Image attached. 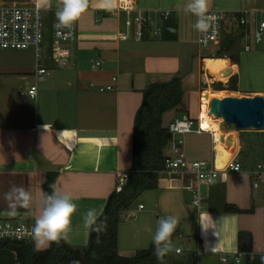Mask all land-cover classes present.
Listing matches in <instances>:
<instances>
[{
    "label": "crops",
    "instance_id": "obj_1",
    "mask_svg": "<svg viewBox=\"0 0 264 264\" xmlns=\"http://www.w3.org/2000/svg\"><path fill=\"white\" fill-rule=\"evenodd\" d=\"M32 1L45 9L49 21L53 9L62 6L61 0L0 3L23 5ZM135 2L148 10H172L171 18L177 24L176 39L165 40L161 34L142 40H121L119 33L133 13L112 15L118 0H89V7L79 16L78 38L68 66L61 67L53 61L50 47L45 48L41 59L32 50L0 48L1 217L16 218L33 226L35 203L30 209L18 207L17 214L9 216L4 194L15 185L24 187L34 200L41 199L46 181L55 175L57 189L70 193L79 205L67 243L86 247L90 232L82 226L81 212L95 208L100 215L108 196L126 182L125 175L133 168L135 116L143 91L150 84L169 81L175 75L182 78L184 94L179 106L163 115V125L168 126L184 112L197 118L204 92L229 90L212 86L214 73L206 61L217 56L202 53L197 42L199 32L193 27L196 17L184 11L188 0ZM212 9L225 10L228 20L235 19L240 33L234 47L218 56L219 68L236 65L235 69L231 67L232 77L237 75L238 62L232 61L230 55L238 54L247 44L252 50L254 43L251 26L240 25L235 14L262 19L264 0H209L208 10ZM39 65L46 67L47 72L38 74ZM34 84L37 95L31 98L28 90ZM234 91L239 96L264 94V89L241 91L237 87ZM212 96L218 95L211 94L210 99ZM195 99L197 111L190 106ZM218 131L220 144L213 141L210 131L194 130L182 135L187 159L206 160L210 166L222 169L238 158L245 168L221 171L215 182H203L198 204L189 189L195 183L194 173L161 171L158 187L144 191L133 206L134 213L119 223L120 254L131 256L148 247L160 217L173 215L179 221L176 230L181 245L173 243L172 251L181 247L176 256L183 260L192 253L197 264H224L223 255L240 254V262L230 264H245L247 254L238 251L241 230L252 234L250 257L264 258V177L254 186L249 173L261 160L251 164L250 157L240 155L244 147L241 132L228 128ZM177 139L175 136L174 140ZM173 143L167 146L166 154L171 153ZM227 205L243 211H227ZM200 215H210L205 227L200 223Z\"/></svg>",
    "mask_w": 264,
    "mask_h": 264
},
{
    "label": "trees",
    "instance_id": "obj_2",
    "mask_svg": "<svg viewBox=\"0 0 264 264\" xmlns=\"http://www.w3.org/2000/svg\"><path fill=\"white\" fill-rule=\"evenodd\" d=\"M239 17V13L235 14V18ZM239 35V30L230 31L221 41L216 54L208 56H222L234 47ZM162 37L165 40L176 39L177 24L174 19L165 21ZM230 56L232 61H236L238 54ZM237 81L234 75L229 80V87H224L223 83L219 82L216 88L237 90ZM183 94L182 78L178 75L166 82L152 83L143 91V100L135 116L133 168L126 173V182L108 196L99 215L101 220L106 221V231L99 234V242L97 233L90 232L88 245L84 248L73 247L61 241L59 244L53 243L45 250L36 251L33 241L6 240L0 245V264H71L72 261H78L79 264H197L192 253L183 260L172 250L162 260H158L152 241L148 247L138 249L131 256L120 254L118 249L119 223L128 214L132 215L133 206L144 191L159 185L160 172L165 167L166 148L172 141L168 126L163 125V115L179 106ZM241 137L245 145L240 155L250 157L251 153H254L252 151L264 147V131L242 132ZM54 180L55 175L49 176L44 186L45 193H51L50 185ZM225 210L243 211L234 205H227ZM178 236L179 232L175 230L171 246ZM238 251L247 254L245 264H264L263 256L249 255L253 251V237L250 231H239Z\"/></svg>",
    "mask_w": 264,
    "mask_h": 264
},
{
    "label": "built area",
    "instance_id": "obj_3",
    "mask_svg": "<svg viewBox=\"0 0 264 264\" xmlns=\"http://www.w3.org/2000/svg\"><path fill=\"white\" fill-rule=\"evenodd\" d=\"M52 11V19L48 20L46 11L39 5L37 1H32L29 4H6L0 3V48L1 49H31L35 51L37 58L43 57V51L46 47L51 49V57L53 61L61 67L68 66L73 60L74 51L73 44L78 38L79 32V17L72 24L71 28L60 26L56 10ZM119 12H132L133 15L125 22V27L119 33V39L128 40L136 37L138 40L144 39L146 36H159L163 32V23L172 17V10H148L140 7L135 0H118V5L111 11L112 15ZM209 14L216 17L213 27L207 33L198 34L197 42L201 48L208 47L216 43L222 36L224 25L227 20V13L222 9L208 10ZM154 13L155 15H152ZM159 15L157 19L155 16ZM239 24L250 27L253 41L259 45L264 40V18L251 19L247 15H240L238 18ZM246 51L251 50L250 45H245ZM97 65L100 62L96 63ZM227 69V67H226ZM36 72L43 74L47 72V68L38 66ZM209 75V74H206ZM209 77V76H207ZM209 81V79H206ZM107 88H111L110 85ZM101 89H104L102 87ZM28 94L31 98L37 95V85H32ZM203 98V97H202ZM209 106V104H208ZM209 109V108H208ZM208 114L209 111H208ZM203 119V104H200L198 117H192L184 112L175 117L168 124L169 131L172 134L174 141L171 153L167 154L165 159V167L163 171L167 172H192L195 175V183L189 186L193 193L194 202L198 204L201 200V184L203 182L211 184L215 182L221 171H242L244 163L234 158L228 162L222 169H217L210 166L206 160L190 161L185 156L182 147L181 136L194 130L210 131L215 143L221 142V137L217 130L205 128L202 124ZM175 136L178 137L177 140ZM253 185L258 186L259 181L264 177V161L256 163L249 169ZM126 180H123L125 182ZM143 207V205H140ZM131 213H134L133 210ZM32 225L21 222L16 218L0 216V245L6 240H29L32 241L30 230ZM181 247L176 249L179 253ZM200 251H197V255ZM222 263H239L240 254H225L221 257Z\"/></svg>",
    "mask_w": 264,
    "mask_h": 264
},
{
    "label": "clouds",
    "instance_id": "obj_4",
    "mask_svg": "<svg viewBox=\"0 0 264 264\" xmlns=\"http://www.w3.org/2000/svg\"><path fill=\"white\" fill-rule=\"evenodd\" d=\"M62 6L56 10V17L60 26L71 28L89 7V0H61ZM209 0H188L184 11L196 17L193 27L201 33H207L213 27L216 17L208 12ZM51 193H43L41 199L34 200L33 195L24 187L11 186L4 194L8 201V215L15 216L17 208L30 209L33 203L36 205L35 222L30 230V236L36 251L49 248L53 243L68 242L73 231V217L79 210L78 203L70 193L57 189L55 183L50 185ZM82 226L89 232L99 234L106 231V221L101 220L95 208H88L81 212ZM210 220L209 216L200 215V223L203 227ZM178 218L173 215L162 216L157 221V227L152 235L154 254L158 260L172 250L171 238L178 225ZM208 227H211L209 224ZM207 227V228H208ZM148 231H152L148 229ZM71 264H79L72 261Z\"/></svg>",
    "mask_w": 264,
    "mask_h": 264
},
{
    "label": "rangeland",
    "instance_id": "obj_5",
    "mask_svg": "<svg viewBox=\"0 0 264 264\" xmlns=\"http://www.w3.org/2000/svg\"><path fill=\"white\" fill-rule=\"evenodd\" d=\"M152 15H155V14L152 13ZM155 17L158 19L159 15L156 14ZM234 30H237L236 25H235V19L228 20V18H227L225 25H224V30H223V34H222L221 38L216 43H214L208 47L202 48L201 49L203 51L202 53H204V55L216 54V51L218 50L221 41L224 40V38L226 37V35H228V33L230 31H234ZM261 44L255 45L253 43V48L251 51L244 50V47H241L239 50V53L237 56V62H238V69L237 70H238V72L236 75L238 81L236 84H237V87L241 91H249V90H253V89H264V43L262 45ZM27 50H31V49H27ZM237 50L238 49L236 48V53L238 52ZM43 55H44V51H43ZM230 74L231 73L226 72V74L223 75L226 80H222V79H218V78L213 77L212 79H213L214 83H212V86L216 88L217 86H219L218 83L222 82L224 87H229L228 80L230 79L229 78ZM222 91H225V90H222ZM226 91H227V93H225L226 95H237V96L239 95L238 91H234V90H230V89L226 90ZM190 106L193 107V109L195 111H197L198 104L196 102V99L192 103H190ZM213 115H215V114H213ZM243 132H250V131H243ZM241 133H242V131H241ZM252 135L253 134H251V136ZM242 140H244V139H242ZM263 143H264V141H263ZM243 145H245L244 141H243ZM246 147L247 146H245V148ZM252 152H254V153H251L252 155H250V160L252 162L251 164L256 163L260 160L264 161V147L262 149H256ZM20 221L23 222L22 220H20ZM174 245H176V246L181 245V241L176 238L174 240ZM228 264H230V263H228Z\"/></svg>",
    "mask_w": 264,
    "mask_h": 264
},
{
    "label": "water",
    "instance_id": "obj_6",
    "mask_svg": "<svg viewBox=\"0 0 264 264\" xmlns=\"http://www.w3.org/2000/svg\"><path fill=\"white\" fill-rule=\"evenodd\" d=\"M226 72L231 73L229 76L231 77L232 68L227 67ZM209 113L215 114L216 118H222V124L227 125L230 130L264 131V94L211 97Z\"/></svg>",
    "mask_w": 264,
    "mask_h": 264
},
{
    "label": "bare ground",
    "instance_id": "obj_7",
    "mask_svg": "<svg viewBox=\"0 0 264 264\" xmlns=\"http://www.w3.org/2000/svg\"><path fill=\"white\" fill-rule=\"evenodd\" d=\"M220 62V58L219 57H213L211 59H208L206 61V66L213 70V73H214V77L215 78H218V79H222V80H226L224 78L223 75L226 74V68L225 67H221L219 68L217 65L218 63ZM230 67H233V69L236 68V65H231ZM237 70V69H236ZM234 71V70H232ZM225 93H227V91H206L203 93V119H202V124L205 128H208V129H212V130H217L218 129H221V128H227L228 126L227 125H223L222 124V121L223 119L222 118H216L215 115L213 114H208V111H209V106L207 104V102L210 100V95L211 94H218L220 95L219 97H222ZM208 95V96H206ZM226 95V94H225ZM213 97V96H212ZM210 102V101H209ZM263 126H264V116H263ZM218 135H219V131H218Z\"/></svg>",
    "mask_w": 264,
    "mask_h": 264
}]
</instances>
